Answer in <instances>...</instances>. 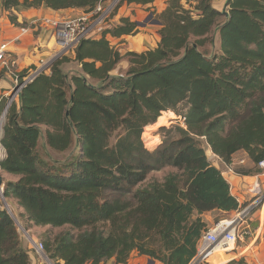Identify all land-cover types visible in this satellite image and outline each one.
I'll use <instances>...</instances> for the list:
<instances>
[{
    "label": "trees",
    "instance_id": "1",
    "mask_svg": "<svg viewBox=\"0 0 264 264\" xmlns=\"http://www.w3.org/2000/svg\"><path fill=\"white\" fill-rule=\"evenodd\" d=\"M100 1L0 0V6L90 12ZM180 1L169 0L159 15L157 48L122 57L107 36H130L137 24L121 19L100 39L80 42L78 71L64 72L67 59L56 60L7 109L0 170L20 178L5 184L4 198H14L34 226L78 231L44 244L50 260L126 264L137 252L161 264H189L207 229L201 216L238 210L206 150L225 165L240 151L255 166L264 159V0H228L226 16L207 2L194 10ZM213 30L221 54L211 59L200 47L213 43L207 37ZM124 58L126 73L114 75ZM167 111L184 117L186 128H160L162 144L149 153L143 130ZM165 167L176 172L144 184ZM99 224L108 230L96 229ZM0 264H30L14 220L1 207Z\"/></svg>",
    "mask_w": 264,
    "mask_h": 264
},
{
    "label": "crops",
    "instance_id": "2",
    "mask_svg": "<svg viewBox=\"0 0 264 264\" xmlns=\"http://www.w3.org/2000/svg\"><path fill=\"white\" fill-rule=\"evenodd\" d=\"M169 0H152L151 3H147L144 5L141 4H129L123 3L120 6L119 10L117 9L114 17L116 24L118 25L120 20L123 18H128L131 15L132 7H137L136 11L137 15L133 19H141L147 16V12L154 13V16H157L159 19V15L162 14L167 8ZM218 3L212 4V8L217 11H220V8L225 6L224 0H217ZM185 9L187 8L184 6ZM83 10L81 9H68V10H60L53 11L51 9L46 8L45 6H41L39 8L32 9H23L19 8L17 10H10L9 12L1 9L0 6V44L7 43L9 45V51L16 56L17 59V68L21 74L27 73L26 71L31 70L39 64V60H48L51 56L56 52L57 45L55 40L51 36V28L48 25H44V19H69L74 17ZM195 13V12H194ZM194 15V14H193ZM10 17L13 18L14 23H11ZM158 23H155V22ZM153 24L149 26L142 27V32L137 34L136 36H122L120 38H112L109 35L107 36V40L112 43H119V46L122 47V50H118L120 53L126 52H135L142 53L149 50H153L157 48L160 42V34L159 32L162 30L163 26L160 20H155ZM22 27L29 28L25 34L19 37V40H16L20 35V30ZM113 46V45H112ZM20 76V74H19ZM11 87V88H10ZM13 81L11 74L7 73L6 70H0V104L3 101V98L9 95V92L5 90H12ZM17 98L13 100V102H17ZM208 152L210 156H208ZM207 158L210 160L212 165L221 171L223 178L227 181L230 186V193L234 195H239L244 193L245 184L244 181L247 179L252 181L253 178L259 179L260 183L264 188V174L251 162L248 155L245 152H238L233 155L231 159V164L235 168H243L246 170H251L252 173L248 176L239 175L237 173L227 172L226 165L221 162L219 159L213 158L212 152L208 149L206 152ZM5 157V154L3 158ZM242 162V163H240ZM2 179L4 181V185L8 182H17L20 176L5 173L1 171ZM247 182V181H246ZM14 208L16 209L17 215L20 218L23 217V209L19 207L17 201L14 198H10ZM219 211H212L203 214L202 218L204 222L208 223L207 217L208 214H213ZM259 216V215H258ZM259 223V224H258ZM31 224V223H30ZM33 228H37L33 224H31ZM213 225V224H212ZM47 227V226H46ZM212 227L207 224V228ZM253 228V227H252ZM255 233V239L253 240L252 245L250 246V250H246V245H241L237 249V254L235 255L236 260H242L244 264H264V219L262 221H258L253 228ZM36 230L28 229V232L32 233ZM34 237V235L32 234ZM35 238V237H34ZM39 241L37 238L35 239ZM252 254V256L247 255V253ZM247 252V253H246ZM35 255V253H29V258L33 262L32 264H46L48 262L47 258H42L41 256ZM234 259V260H235ZM233 260V261H234ZM63 264L62 262H59Z\"/></svg>",
    "mask_w": 264,
    "mask_h": 264
},
{
    "label": "built area",
    "instance_id": "3",
    "mask_svg": "<svg viewBox=\"0 0 264 264\" xmlns=\"http://www.w3.org/2000/svg\"><path fill=\"white\" fill-rule=\"evenodd\" d=\"M120 1L122 2V0H101L95 5L92 11L82 12L69 19H44V25H48L51 28V36L55 40L57 50L50 59L39 60V64L34 68H31V70L26 71L27 73H25L22 78L19 76L21 73L17 68L18 64L16 56L9 51V45L6 42L1 43L0 70H6L7 73L11 74L13 81L11 91H13L15 87H18L15 94L8 99L9 101L6 109L10 106L13 100L18 97L20 91L27 84L31 83L39 74L47 73V71L50 70L53 60H59L62 57H67L69 55L74 56V51L81 41L87 39L98 40L106 30H111L112 27L109 25H111L114 18L113 12H115ZM192 1L197 4L198 2L212 3L216 0ZM224 2L227 5L228 0H224ZM28 29L29 28L27 27H22L20 35L16 40H19V37L25 34ZM4 114L2 116L3 120ZM178 118L181 122V127L185 129V118L181 116ZM2 128L3 122L0 121V160L3 159L5 154L1 145ZM142 141L145 149L147 151L150 150L148 146L149 143H146L145 139H142ZM256 167L262 172V174H264V159L261 160ZM226 168L227 172L234 173L232 164L226 165ZM244 184V193L239 195L232 194L238 204V210H236L234 215L230 218L219 220L214 223L212 227L207 228L202 232L196 242L195 256L189 264H229L235 259V255L237 254L235 252H237L239 246L245 244L246 250H250V246L255 239V233L251 225V217L254 213H258V221L264 219V188L257 178H253L252 182L244 181ZM245 196L248 197V200L242 203L240 199H243ZM27 242L29 253H35L38 254V256L43 254L42 243L33 240L30 237ZM217 254H223L228 258L221 262L211 261V258ZM42 258L46 259V256L43 255Z\"/></svg>",
    "mask_w": 264,
    "mask_h": 264
},
{
    "label": "rangeland",
    "instance_id": "4",
    "mask_svg": "<svg viewBox=\"0 0 264 264\" xmlns=\"http://www.w3.org/2000/svg\"><path fill=\"white\" fill-rule=\"evenodd\" d=\"M120 2L117 5V8H116L115 12H113L114 13L113 16L117 15L116 14L117 9L119 10L120 6L123 5V4L121 5ZM215 3H218L217 0L212 2V4H215ZM195 4L196 3L194 1H192V0H181L180 1V5L181 6L184 7L186 5L187 8H192L194 10L197 7ZM209 4L212 5L211 3H209ZM127 5H129V4H127ZM132 9L133 10L130 11V13L133 15V18H134L137 15L136 11L138 10V8L137 7H132ZM228 10H229V8L226 7V4H225V6L223 8H220L219 12H223L225 14V16H226V12H228ZM150 15L152 16L151 18H150ZM154 15H155L154 13L147 12V16L145 15V17L144 18L141 17V19H137L136 18L134 20L133 18H131V15H129L128 18H123V19H129L131 22H135L137 24V27L135 29V33L130 35V36H136L137 34L142 32V27L149 26V25L153 24V22H155V20H158L157 16H154ZM194 16L197 17V14L195 13ZM114 18H113V20H115ZM224 21H225V17H222V18H220L219 22L222 23ZM109 26L112 27V28H114L115 26H120V22L117 25L115 21H112L111 25H109ZM207 37L213 43L210 44L209 42H207L204 46L200 47V51L204 55H206L207 57H209L211 59H213L214 57L215 58L216 57L219 58V56L221 54V51H220V47H219V43H218V40H219L218 32L213 30V32L211 34H209ZM191 40H196V39L192 38ZM112 45H113V47L116 50H122V47L119 46V43L118 44L117 43H115V44L112 43ZM126 53H123V51H121L120 55L122 57H124V55ZM62 58H61L62 60L67 59V61L61 66L62 70L64 72L71 73V72H76V71L79 70L78 65L74 61V56L73 55H69L67 57H62ZM55 60H53L51 64H53L55 62ZM126 60L127 59L124 58L123 60H121L119 62V64L116 66V69L113 71L114 75H117V74L124 75L126 73V71L128 69V63H127ZM47 73H48V71H47ZM5 91L9 92V95L4 97L2 103L0 104V121L3 122V125L5 124V115H6L7 109L9 108L8 107L6 109L7 103L9 101L8 99H10V97L12 96V92L10 90H5ZM167 112H169V111H167ZM3 114H4V120L2 119ZM161 115H162V117L164 116L163 112L160 114V116ZM174 115H175L174 118L168 119V121H166L164 123V126L162 124V126L160 125L161 127L158 126L155 130H150V126L153 125V124H151L150 126L148 125V126H146L144 128L142 136H141V139H143V140L145 139L146 143H149V145H148L149 148H150V150H148L149 153H154L156 151L157 147L161 146V144H162L163 137H162V135H161V133L159 131L160 128H162V127H166L167 128V127H170L172 125L175 126V125H178V124H180V126H182L181 122H180V120L178 118L179 116L176 115L175 113H174ZM119 133L120 132L117 131L115 133V135H118ZM144 135H145V137H144ZM201 145H202L203 148L207 149V146H206L205 142H202ZM207 151H208V149L206 150V152ZM207 155L210 156L209 154H207ZM56 157H58V156H56ZM232 169L234 171V167L233 166H232ZM175 172H176V170L171 168V167H165V168H162L161 170H158L156 172H151L147 176L144 184L147 185L152 180H158L161 183V182H163L164 178L168 174L175 173ZM234 173H235V171H234ZM0 174H1V172H0ZM0 176L2 177V175H0ZM2 181H3V179H2ZM246 181L249 182L250 180L247 179ZM2 183H4V181ZM4 186L5 185L2 184L1 189H0V207L5 209L4 206L6 205V209H8L10 211V213L12 214V216H13V218L15 220L14 222L16 224L17 231H18L20 239H21V243L23 244V246L27 250H28V242H27V240L29 239V237L32 238L33 240H35L37 238L39 240V242L42 243L43 246H44V244L46 242L53 241L54 238L56 236L60 235V234H63V233H66V232H71V233L76 234V235L78 234V231L73 230L70 226H64V227H60V228H51V227H48V226L47 227L46 226L45 227H37L36 226L37 228H33L32 225H30V223H28L25 218H20V216L17 215L16 209L14 208V205L12 204V202H11V200L9 198L7 199V198H2L1 197V194H3ZM247 196L243 197V199H240L242 203L245 202L246 200H248ZM234 213L235 212L225 213V212L219 211V212H215V213L210 214V215L208 214V217H207L208 223L205 222L206 226H207V224L212 226V224L216 223L219 220L228 219L231 216H233ZM202 216H201V218H202ZM258 217H259L258 213L257 214L254 213L253 216L251 217V220H252L251 225H252L253 228L256 225V223L258 222ZM28 229H32L33 231L34 230H36V231L35 232L31 231L32 233H30V232H28ZM96 229H98L100 231H103V232H106L108 230V225L107 224H99V225L96 226ZM32 234L34 235L35 238L32 236ZM241 247H243V246H240V249H241ZM237 252H235V253H237ZM248 252L249 253L246 252L247 255L252 256L250 251H248ZM42 253H43V255L46 256V258L48 260V262H46V264H60L59 262H62V261L50 260L48 258V256H47V254H46L44 249L42 250ZM36 258H38V256H36ZM150 261H153V260H151L150 258L145 257V256H140V255L137 254V252H132L131 255L129 256L126 264H150ZM239 261L235 259L234 263L236 262L235 264H238ZM153 262H154V264H161V263H159L157 261H153ZM32 263L33 262L30 260V264H32ZM100 264H114V259L108 260L106 262H102ZM242 264H244V263H242Z\"/></svg>",
    "mask_w": 264,
    "mask_h": 264
},
{
    "label": "bare ground",
    "instance_id": "5",
    "mask_svg": "<svg viewBox=\"0 0 264 264\" xmlns=\"http://www.w3.org/2000/svg\"><path fill=\"white\" fill-rule=\"evenodd\" d=\"M163 115L164 116L162 118L158 119L155 122V124H153L151 126L149 125L150 126V130H155L158 126H160V125L162 126V124L164 125V123L166 121H168V119H172L175 116L172 112H167V113H164ZM226 258H228V257H226L223 254H217V255H215L214 257L211 258V261H213V262H221V261L225 260Z\"/></svg>",
    "mask_w": 264,
    "mask_h": 264
},
{
    "label": "water",
    "instance_id": "6",
    "mask_svg": "<svg viewBox=\"0 0 264 264\" xmlns=\"http://www.w3.org/2000/svg\"><path fill=\"white\" fill-rule=\"evenodd\" d=\"M227 14V13H226ZM152 16L150 15V18H151ZM155 23H158L157 21L155 22ZM18 89V87H15L14 89H13V91H11L12 92V96L15 94V91ZM209 155H210V153H208ZM3 181H2V177L0 176V189H1V186H2V183ZM1 197L2 198H4V196H3V194H1ZM4 210H6L7 211V213L12 217V219L14 220V218H13V216H12V214L10 213V211L8 210V209H6V205L4 206ZM15 221V220H14ZM150 264H154V262L153 261H150Z\"/></svg>",
    "mask_w": 264,
    "mask_h": 264
},
{
    "label": "clouds",
    "instance_id": "7",
    "mask_svg": "<svg viewBox=\"0 0 264 264\" xmlns=\"http://www.w3.org/2000/svg\"><path fill=\"white\" fill-rule=\"evenodd\" d=\"M2 160V159H1Z\"/></svg>",
    "mask_w": 264,
    "mask_h": 264
}]
</instances>
